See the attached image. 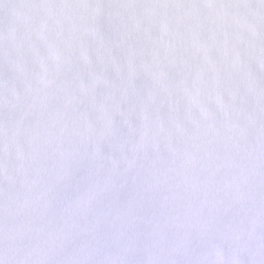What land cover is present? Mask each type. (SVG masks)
I'll use <instances>...</instances> for the list:
<instances>
[{
  "label": "snow or ice",
  "instance_id": "1",
  "mask_svg": "<svg viewBox=\"0 0 264 264\" xmlns=\"http://www.w3.org/2000/svg\"><path fill=\"white\" fill-rule=\"evenodd\" d=\"M0 264H264V0H0Z\"/></svg>",
  "mask_w": 264,
  "mask_h": 264
}]
</instances>
